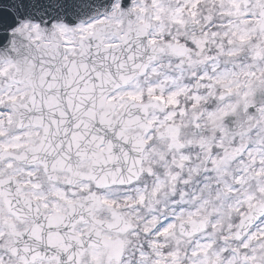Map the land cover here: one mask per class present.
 <instances>
[{
  "label": "snow or ice",
  "instance_id": "obj_1",
  "mask_svg": "<svg viewBox=\"0 0 264 264\" xmlns=\"http://www.w3.org/2000/svg\"><path fill=\"white\" fill-rule=\"evenodd\" d=\"M0 264H264V0H0Z\"/></svg>",
  "mask_w": 264,
  "mask_h": 264
}]
</instances>
